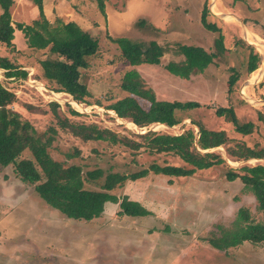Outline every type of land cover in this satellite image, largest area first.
I'll use <instances>...</instances> for the list:
<instances>
[{
	"label": "rangeland",
	"instance_id": "374dc122",
	"mask_svg": "<svg viewBox=\"0 0 264 264\" xmlns=\"http://www.w3.org/2000/svg\"><path fill=\"white\" fill-rule=\"evenodd\" d=\"M204 4L218 15L208 13L207 20L214 22L224 37L225 50L212 64L201 73L193 72L188 79L177 77L164 68L168 62L181 59L169 49L160 64L135 67L157 99L197 101L199 108L177 113L181 122L173 127L153 124L138 128L103 105L87 103L95 99L108 103L125 95L119 84L130 67L107 36L144 43L154 40L164 46L193 45L215 52L217 33L206 30L200 21ZM42 6L51 25L75 22L97 38L99 51L91 58L90 66L81 70V79L92 95L85 102H77L70 95L54 92L47 82L35 77L36 60L45 53L27 48L21 31L14 32L13 43L18 52L10 54L0 43V56L15 57L20 68L27 71L25 78H7L5 70L0 69V82L16 95L10 108L37 130L49 124L50 115L26 106L46 108L51 100H57L60 110L71 119L102 124L131 139L148 130L179 134L193 127V119L208 129L225 130L230 138L243 140L249 146H264V124L257 115L264 114V51L245 39L247 34L251 41L258 39L264 46V0H104V12L95 0H42ZM10 14L13 25L40 19L32 0H14ZM141 19L145 26L137 24ZM247 44L260 58L258 68L251 74L246 73ZM233 72L239 78L228 92L227 80ZM139 103L148 106L144 100ZM223 106H232L240 122H253L255 131L244 137L236 134L230 123L214 113ZM68 107L82 115L71 116ZM74 148L79 150V156L66 158L64 152ZM212 150L221 154L225 164L197 170L186 177L150 171L112 190L119 199L126 196L139 202L149 214L120 216L118 205L107 202L102 215L89 222L66 218L44 203L32 186L17 180L11 166H0V264H264V243L244 242L219 251L207 242L210 236L219 234V227H231L240 207L247 208L255 220L262 219L253 194L239 179L226 180L225 172L228 166L238 168L264 159L234 161L226 156L223 147ZM49 152L65 165H80L83 171L101 168L105 172L131 173L152 163L183 164L171 154H150L142 149L133 153L118 144L82 141L62 131ZM28 155L25 150L23 156ZM84 187L98 189L94 183L85 182Z\"/></svg>",
	"mask_w": 264,
	"mask_h": 264
},
{
	"label": "trees",
	"instance_id": "16d2710c",
	"mask_svg": "<svg viewBox=\"0 0 264 264\" xmlns=\"http://www.w3.org/2000/svg\"><path fill=\"white\" fill-rule=\"evenodd\" d=\"M95 1L99 10L104 12V0ZM32 2L38 9L40 19L33 20L31 24L13 25L10 7L14 0H0V43L12 54L17 51L13 43L14 32L16 29L21 31L27 48L45 53L43 58L36 60L35 77L47 82V87L54 92L70 95L77 102H85L92 94L81 79V70L90 66L91 58L99 51V41L73 21L51 25L44 16L42 0ZM208 13L204 4L200 21L206 30L217 33L214 39L215 52H207L193 45L164 46L154 40L144 43L127 37L107 36L117 45L124 64L130 67L123 73L119 84L125 95L108 103H103L100 99L87 103L103 105L105 109L113 111L116 117L126 119L138 128L152 124H164L167 127L179 124L181 119L177 113L199 108L200 103L191 100L157 99L135 67L141 64L158 65L162 56L172 49L181 59L170 61L164 66L170 74L188 79L193 72H203L213 63V59L225 50L223 34L214 22L207 20ZM137 24L146 25L143 19L138 20ZM247 47L249 54L246 73L251 74L258 68L260 58L251 45L247 44ZM0 69L5 70L7 78L27 76V71L22 70L15 57L10 55L0 56ZM238 78L236 72L230 74L227 80L228 92L232 90ZM139 100L146 101L148 106L143 107ZM15 101L14 92L0 82V166H11L15 178L25 185L32 186L44 203L66 218L76 221L89 222L100 217L107 202L118 205L117 215L120 216L137 217L149 214L139 202L126 196L119 199L112 190L126 180L140 179L150 171L165 176L186 177L193 175L197 170L225 164L221 154L212 150L219 146L223 147L226 156L234 161L264 159V146L258 143L249 146L243 140L230 138L225 130L208 129L193 119L191 123L197 128V132L193 127H187L179 134L169 130H148L135 134L136 139H131L105 125L71 119L60 110L57 100H51L46 108L26 106L49 113L50 122L40 131L18 111L10 108ZM69 107L68 113L71 116L82 115L78 110ZM214 113L223 117L232 125L233 131L242 137L250 135L256 129V125L251 121L240 122L232 106L217 107ZM257 115L264 124V114L257 112ZM59 131L82 141L118 144L133 153L142 149L150 154H171L183 164L152 163L146 169L131 173L105 172L101 168L83 171L80 165H65L50 154L49 149ZM25 150L29 151L28 156H23ZM64 156L68 159L77 157L79 150L74 148L72 151H66ZM225 178L228 181L239 179L243 187L253 194L256 209L261 213L262 219L255 220L247 208L240 207L231 227H219V234L210 236L207 242L219 251H226L229 247H236L244 242L264 243V161L255 164L244 163L238 168L228 166ZM85 182L96 184L98 189L85 188Z\"/></svg>",
	"mask_w": 264,
	"mask_h": 264
},
{
	"label": "bare ground",
	"instance_id": "6f19581e",
	"mask_svg": "<svg viewBox=\"0 0 264 264\" xmlns=\"http://www.w3.org/2000/svg\"><path fill=\"white\" fill-rule=\"evenodd\" d=\"M244 31V30H243ZM245 33V32H244ZM246 33H247V31H246ZM256 37V36H255ZM245 39L248 41V42H250V43H253V44H255L257 47H258V49H260L262 52L264 51V46L261 44V43H259V41H258V39H255L254 41H251L250 39H249V36L246 34L245 35ZM263 43V42H262ZM257 77V76H256ZM255 77V78H256ZM258 78V77H257ZM58 95V94H57ZM72 101V100H71ZM121 121V120H120ZM132 125V124H131ZM153 125V124H152Z\"/></svg>",
	"mask_w": 264,
	"mask_h": 264
},
{
	"label": "water",
	"instance_id": "95a60500",
	"mask_svg": "<svg viewBox=\"0 0 264 264\" xmlns=\"http://www.w3.org/2000/svg\"><path fill=\"white\" fill-rule=\"evenodd\" d=\"M208 12H209V14H211V15H213V16H218V15L213 14V12H212L211 10H209V9H208ZM261 70H262V69L259 68V73H260ZM248 84H250V82H249ZM251 84H254V83L251 82Z\"/></svg>",
	"mask_w": 264,
	"mask_h": 264
},
{
	"label": "built area",
	"instance_id": "2783aa9c",
	"mask_svg": "<svg viewBox=\"0 0 264 264\" xmlns=\"http://www.w3.org/2000/svg\"><path fill=\"white\" fill-rule=\"evenodd\" d=\"M52 97H53V95H52Z\"/></svg>",
	"mask_w": 264,
	"mask_h": 264
}]
</instances>
